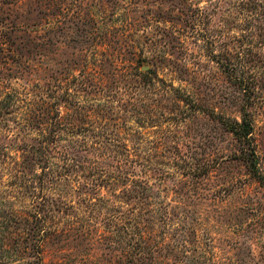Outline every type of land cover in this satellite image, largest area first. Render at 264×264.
<instances>
[{
	"label": "rangeland",
	"instance_id": "rangeland-1",
	"mask_svg": "<svg viewBox=\"0 0 264 264\" xmlns=\"http://www.w3.org/2000/svg\"><path fill=\"white\" fill-rule=\"evenodd\" d=\"M0 264H264V0H0Z\"/></svg>",
	"mask_w": 264,
	"mask_h": 264
},
{
	"label": "trees",
	"instance_id": "trees-1",
	"mask_svg": "<svg viewBox=\"0 0 264 264\" xmlns=\"http://www.w3.org/2000/svg\"><path fill=\"white\" fill-rule=\"evenodd\" d=\"M247 115H245L243 118H242V120H241V122H242V124H243V127H242V133L244 134H242L243 135V137H246V136H248V133H249V129H250V127H249V125H248V123L246 122V120H245V117H246ZM250 161V160H249ZM251 163V166H252V168H254V166H255V164H253L252 163V161H250Z\"/></svg>",
	"mask_w": 264,
	"mask_h": 264
}]
</instances>
